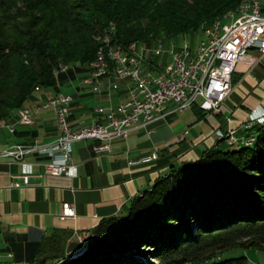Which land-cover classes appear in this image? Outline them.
Segmentation results:
<instances>
[{
	"label": "trees",
	"instance_id": "1",
	"mask_svg": "<svg viewBox=\"0 0 264 264\" xmlns=\"http://www.w3.org/2000/svg\"><path fill=\"white\" fill-rule=\"evenodd\" d=\"M239 3L0 0V125L38 89L59 92L61 66L90 69L99 35L111 33L112 44L126 51L131 44L154 50ZM205 114L197 110L198 117ZM245 132L256 135L252 145L222 149L217 143L196 160L171 163L125 216L104 218L90 231L83 253L67 254L79 242L72 231L58 230L38 244L29 264H247L246 256L226 253L257 248L239 245L242 238L264 245V122Z\"/></svg>",
	"mask_w": 264,
	"mask_h": 264
},
{
	"label": "crops",
	"instance_id": "2",
	"mask_svg": "<svg viewBox=\"0 0 264 264\" xmlns=\"http://www.w3.org/2000/svg\"><path fill=\"white\" fill-rule=\"evenodd\" d=\"M261 56L252 66L240 64L236 68L233 91L218 112L204 111L205 117L200 118L198 106L169 113L153 125V132L149 133L147 128L134 129L128 137L113 140L112 151L104 154L94 153V140L73 143L75 173L45 174L41 165H34L30 184L19 188L13 182H23L19 176L21 163L0 156V264H29L38 244L58 230H70L74 233L73 239L81 240L102 219L125 216L132 200L150 188L171 163L196 160L206 148L213 146L216 138L207 139L208 134L218 129H238L242 134L247 122H258L257 117L264 112V55ZM91 85L87 83L84 87ZM101 87L99 94L82 99L79 94L74 95L71 125L83 127L84 120L87 121L84 126L98 121L94 103L105 106L101 104L111 102L117 107L130 95L128 84H118L110 78H104ZM45 89L53 88L38 89L35 95L57 96L45 94ZM35 95L26 106L37 104ZM172 108L173 104H169L167 112ZM16 119L15 113L13 120ZM58 134L54 109L41 111L36 114L33 126L18 125L14 133L7 125H0V148L14 143L50 142ZM155 151L157 158L142 160ZM24 161L35 162L36 155L29 154ZM66 201L74 205L76 217H60Z\"/></svg>",
	"mask_w": 264,
	"mask_h": 264
},
{
	"label": "built area",
	"instance_id": "3",
	"mask_svg": "<svg viewBox=\"0 0 264 264\" xmlns=\"http://www.w3.org/2000/svg\"><path fill=\"white\" fill-rule=\"evenodd\" d=\"M113 31V29H111ZM102 36H111L107 33ZM109 46V54H97L90 65L93 85L101 86L104 78L124 75V79L134 83L129 97L117 107L112 105L97 108L99 120L83 127L70 124L72 103L71 94L57 93V96L38 99L34 107L24 106L18 109L17 119L7 125L14 133L18 125L33 126L39 111L54 109L59 129L58 136L50 142L14 143L0 148V156L20 162L23 182H13L21 188L30 184L34 165H41L45 174L63 175L75 173L76 164L72 157V144L81 140H94L95 154L112 151L111 142L117 138H126L137 128L154 131L153 125L165 119L169 113L185 112L197 104L206 112H218L233 91V73L240 64L252 66L260 58L251 50L264 54V0H240L233 15L221 20L203 24L198 42L193 45L188 39L178 45H166L161 52L153 51V58L139 57V62H131V55L119 45ZM258 46V49H253ZM146 64H151L152 69ZM70 68H64L63 72ZM173 108L168 111V105ZM258 122H264V112ZM253 124H248L251 127ZM221 136L225 137L221 131ZM229 134L238 136L234 130ZM229 136V139H232ZM228 139V140H229ZM28 154H35L36 161H24ZM158 157V152L142 158L150 161ZM61 218L76 217L71 202H63Z\"/></svg>",
	"mask_w": 264,
	"mask_h": 264
},
{
	"label": "rangeland",
	"instance_id": "4",
	"mask_svg": "<svg viewBox=\"0 0 264 264\" xmlns=\"http://www.w3.org/2000/svg\"><path fill=\"white\" fill-rule=\"evenodd\" d=\"M209 22H211V21H209ZM205 23H207V22H204L203 24H205ZM203 24L197 30L195 29L194 31H190V32H188L186 34H179V35H176L175 37L164 38L163 40H161V41L164 42V44L159 45V47L154 49V50L153 49L152 50H146L147 58H153V51L154 52H161L163 50V48L165 47V44L166 45H175V44L180 45V44L183 43L185 38L188 39L191 42V44L195 45L198 42V36H199V33H200V28L203 26ZM134 43H136V42H134ZM144 49H147V48L139 47V51H141L145 55V50ZM251 52H253L256 55H258L259 58L262 57L261 55H264V54H261V52H259V51L251 50ZM146 65H147V67L152 69V65L151 64L150 65L146 64ZM91 76H92V72L86 66L85 67L72 66V68L70 70L66 71V72L60 71V73L58 74V80H59V86H60V91L59 92L64 93V94H71V95H73V97H74V95H76V94L78 95L79 94V97L81 99L86 97L87 95L101 93L103 88L101 86H99V85H91L90 88L81 87L82 80L84 78H88V77H91ZM110 79L114 80V81H118V84L119 83L128 84L127 89H129V93L131 92L132 87H134V83L130 82L129 79L128 80L122 79V78H120V77H118L116 75L111 76ZM76 86H79V87L76 88ZM39 91H36V92H39ZM43 92H45V94L47 92H49L52 95H55V93L56 94L59 93V92H55L53 89H49V90L45 89V90H43ZM93 102L94 101H92V103ZM110 103L111 102H105V103H103L101 105L108 106V105H111ZM94 105H96L97 108L100 107V104L94 103ZM39 112H41V111H39ZM182 115L183 114L180 113V116H182ZM257 118H260V116H258ZM257 118H255V119H257ZM257 120H259V119H257ZM86 123H87V121L84 120V122H82L81 124L85 125ZM70 124H71V120H70ZM248 124H255V120H250L249 122H247L246 125H245L246 128H250V127H248ZM84 125H82V126H84ZM71 126L74 127L75 125L72 124ZM230 130H234L235 134L238 135V137L237 136L234 137L233 141L231 139H229V136H232L231 134H229ZM220 131L223 134H225V137L223 135L221 136V134H219ZM245 131H243L242 134H239L238 129H229L228 131H223V130L218 129L213 134H208L206 136V138L207 139L216 138L214 140L215 142L219 138H224V139L227 138L226 139L227 140L226 141L227 146H226V144H222L221 143L222 140L219 139L220 141L219 140L217 141V143L219 145L221 144L220 148H222V149H224V148L236 149L237 147L252 145L257 140L256 135H254L251 132L249 133V132H245ZM228 139H229V141H228ZM215 142H214L213 146L215 145ZM166 173H167V171H165L163 174H166ZM89 237H90V233L85 235L84 238L81 239V240L80 239H73L74 241H78L80 246H78L75 250H72V251H70V250L68 251V249H67V251H66L67 254H70L71 256L74 257V256H77V255L83 253L86 250V248H87ZM238 244L239 245H243L245 247H250L251 248V246H253V247H257V248L256 249L255 248H251V249H248V250H245V251L244 250H240V249L239 250L238 249H233V250L227 252L226 254L244 255V256L247 257V264H264V250H263L264 245L258 244V241L256 239H254V238H242L240 241H238ZM144 261H146V260H144Z\"/></svg>",
	"mask_w": 264,
	"mask_h": 264
},
{
	"label": "bare ground",
	"instance_id": "5",
	"mask_svg": "<svg viewBox=\"0 0 264 264\" xmlns=\"http://www.w3.org/2000/svg\"><path fill=\"white\" fill-rule=\"evenodd\" d=\"M234 11L228 13L225 16H231V15H233ZM222 18H224V17H222ZM222 18H220L218 20H221ZM112 29L115 30L114 27H112ZM100 44H101V46H100V48H101V55H108L109 54V46H107V45H113L112 44V37H109V36H102V37H100ZM135 46H138V45L137 44H131L130 47L128 48L127 52L128 53H135ZM98 52H100V49H99ZM139 57H145V55L141 51H139V49H136V55H131V62H139ZM146 58H147V56H146ZM65 67L66 68H70L71 66L70 65H63V66H61L60 71H64V68ZM116 76L124 79V75H116ZM86 83H93V79H86ZM234 137L235 136H232V139H231L232 141H233Z\"/></svg>",
	"mask_w": 264,
	"mask_h": 264
},
{
	"label": "water",
	"instance_id": "6",
	"mask_svg": "<svg viewBox=\"0 0 264 264\" xmlns=\"http://www.w3.org/2000/svg\"><path fill=\"white\" fill-rule=\"evenodd\" d=\"M253 49H258V46H254Z\"/></svg>",
	"mask_w": 264,
	"mask_h": 264
}]
</instances>
